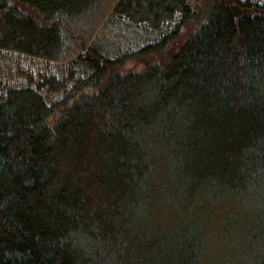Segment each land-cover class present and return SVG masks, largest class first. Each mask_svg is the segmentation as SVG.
I'll list each match as a JSON object with an SVG mask.
<instances>
[{
  "label": "trees",
  "instance_id": "trees-1",
  "mask_svg": "<svg viewBox=\"0 0 264 264\" xmlns=\"http://www.w3.org/2000/svg\"><path fill=\"white\" fill-rule=\"evenodd\" d=\"M100 1L0 0V264H264V0H115L149 39L62 60Z\"/></svg>",
  "mask_w": 264,
  "mask_h": 264
},
{
  "label": "rangeland",
  "instance_id": "rangeland-1",
  "mask_svg": "<svg viewBox=\"0 0 264 264\" xmlns=\"http://www.w3.org/2000/svg\"><path fill=\"white\" fill-rule=\"evenodd\" d=\"M115 0H101L92 16L73 20L61 15L55 16V22L63 30L64 48L62 60L70 61L80 55L85 56L93 51L113 54L116 50L125 49L128 46H139L149 39L148 33L141 29H121L119 26L113 32L109 29L108 15ZM121 31V32H119ZM16 65L22 68H30L35 73L40 65L29 62L28 58L19 57L14 53L0 51V86L25 85V78L18 75Z\"/></svg>",
  "mask_w": 264,
  "mask_h": 264
},
{
  "label": "bare ground",
  "instance_id": "bare-ground-1",
  "mask_svg": "<svg viewBox=\"0 0 264 264\" xmlns=\"http://www.w3.org/2000/svg\"><path fill=\"white\" fill-rule=\"evenodd\" d=\"M96 6H97V3H96V5H94L93 8L90 9L89 11L84 12V13H79V14L74 15V16H70V15L65 14V13H61V14H59V15H61V16H63V17L71 18V19H73V20L82 19L83 17H86L87 15H88V16H92L91 13H92V11L95 10ZM78 71H79L78 68L68 69V74L71 76V78L68 79L67 77L64 76V77H63V78H64V81H63L62 85L65 86L66 88H68L70 84H72V83H78V77H77L78 74H76V73H78ZM75 74H76V75H75ZM60 75H61V73H60ZM74 75H75V76H74ZM72 76H73V77H72ZM38 79H39V78L35 77L34 87L37 86V85L39 84V80H38ZM24 83L26 84V79H25V82H24ZM42 93H43V91H42ZM0 95H1V93H0ZM233 208L235 209V206H234V205H233ZM235 210H236V209H235ZM234 212H235V213H229V214H231V215H234V214L240 215L239 212H237V211H234Z\"/></svg>",
  "mask_w": 264,
  "mask_h": 264
}]
</instances>
